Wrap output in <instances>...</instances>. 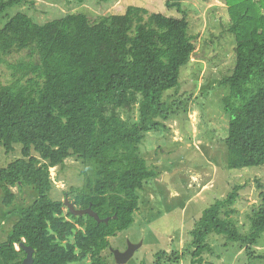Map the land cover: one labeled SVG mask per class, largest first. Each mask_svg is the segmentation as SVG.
<instances>
[{
  "label": "trees",
  "instance_id": "obj_1",
  "mask_svg": "<svg viewBox=\"0 0 264 264\" xmlns=\"http://www.w3.org/2000/svg\"><path fill=\"white\" fill-rule=\"evenodd\" d=\"M223 1L227 31L235 38L234 67L221 99L229 117L226 166L234 172L264 166V0ZM23 2L0 0V63L18 55L7 63L11 80L0 83V148L7 155L20 148L0 166V191L6 207L16 199L12 188L28 187L35 198L18 211L0 242V264H21L23 250L15 246L23 241L34 250L33 264H109L103 256L109 238L134 222L137 191L159 176L141 146L173 115L164 94L179 87L195 49L186 11L179 1H167L180 17L129 5L96 20L75 12L38 23L23 12L8 15ZM134 104L139 120L131 124L119 111ZM71 157L85 166V180L64 195L107 222L65 214L64 202L52 198L49 169L62 170ZM257 187L260 204L248 233L230 219L242 188L234 184L204 207L183 253L159 250L151 264L182 258L214 264L203 258L211 234L243 246L254 259L250 248L264 234V184L257 181Z\"/></svg>",
  "mask_w": 264,
  "mask_h": 264
},
{
  "label": "rangeland",
  "instance_id": "obj_2",
  "mask_svg": "<svg viewBox=\"0 0 264 264\" xmlns=\"http://www.w3.org/2000/svg\"><path fill=\"white\" fill-rule=\"evenodd\" d=\"M167 1H179L186 11L188 33L195 49L182 71L179 87L164 94L173 115L162 120L164 128L149 133L141 146L149 168L157 171L159 176L137 191L139 206L134 213V222L128 229L109 238L110 248L120 251L126 250L128 244H141L127 264H151L159 250L183 253L191 241L189 232L195 228L204 207L214 199L226 196L234 184L242 188L230 207L234 209L230 219L242 233H248L253 213L260 204L257 181L264 184V166L234 172L226 166L224 139L228 134L229 117L221 99L228 93L223 82L231 74L235 62V38L227 31L230 20L226 5L223 0H24L7 12L9 16L23 12L36 22L44 23L75 12L96 20L112 12L123 13L129 5H137L151 12L180 17L182 14L176 8L167 7ZM17 56H10L0 63V83L11 80L7 63L15 62ZM119 114L131 124L137 123L138 104L130 109H120ZM19 151L18 147L13 154L7 155L0 148V166L14 160ZM84 168L75 157L66 159L65 167L60 171L51 167L52 198L64 202L67 198L64 191L82 187L85 178L81 171ZM165 177H168V183L164 181ZM12 190L16 199L10 207L3 205L0 191V242L7 238L18 211L35 198L28 187L22 191ZM68 199L73 201V195ZM225 238L216 234L208 236L210 250L203 254L205 262L264 264V234L250 248L254 259L245 253L243 246L238 247L235 242L227 244ZM15 248L19 249L18 244ZM110 252V249L105 250L103 256L109 264H116ZM165 262L190 264V259Z\"/></svg>",
  "mask_w": 264,
  "mask_h": 264
},
{
  "label": "water",
  "instance_id": "obj_3",
  "mask_svg": "<svg viewBox=\"0 0 264 264\" xmlns=\"http://www.w3.org/2000/svg\"><path fill=\"white\" fill-rule=\"evenodd\" d=\"M164 181L168 183V177L164 178ZM64 206L67 207L68 211L74 215V216H83V215H89L97 220V222H100L104 220L105 222L108 221V218L100 219L96 212H94L90 207L88 208H76L74 203L70 202L68 198L64 200ZM138 245H132L128 244L126 250L120 251L118 249H112L111 251L114 256V260L116 264H127V262L131 259L133 256L135 250L140 246ZM20 248H22L26 252V257L23 259L21 264H33V248L31 246H28L25 244V242H21L18 244Z\"/></svg>",
  "mask_w": 264,
  "mask_h": 264
},
{
  "label": "flooded vegetation",
  "instance_id": "obj_4",
  "mask_svg": "<svg viewBox=\"0 0 264 264\" xmlns=\"http://www.w3.org/2000/svg\"><path fill=\"white\" fill-rule=\"evenodd\" d=\"M72 202V201H71ZM73 203V202H72ZM67 208V207H66ZM68 210V209H67ZM19 247V246H18ZM20 249H22V248H20L19 247V249H17V250H20ZM110 249V251H111V248H109ZM113 249V248H112ZM23 250V249H22ZM112 252V251H111ZM26 257V252L23 250V254H22V260H21V263H22V261H23V259Z\"/></svg>",
  "mask_w": 264,
  "mask_h": 264
}]
</instances>
